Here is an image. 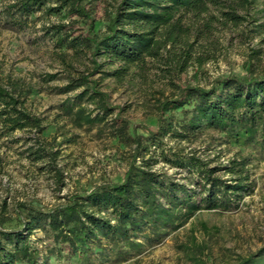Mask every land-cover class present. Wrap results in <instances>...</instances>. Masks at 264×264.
Listing matches in <instances>:
<instances>
[{
  "label": "rangeland",
  "instance_id": "obj_1",
  "mask_svg": "<svg viewBox=\"0 0 264 264\" xmlns=\"http://www.w3.org/2000/svg\"><path fill=\"white\" fill-rule=\"evenodd\" d=\"M13 1L0 0V85L15 90L41 129L0 124L1 244L12 248L2 233H26L30 214L122 181L131 162L140 167L148 160L151 171L200 192L195 169L163 158L178 152L198 157L226 183L236 176L230 169L242 170L247 190L232 197L228 210H196L179 227L146 228L116 245L95 240L73 256L47 227L34 228L29 244L39 251L38 264L44 256L48 264H264V140L238 129L204 127L185 139L158 130L159 122L176 129L191 116L193 99L160 108L183 88L207 90L221 79L264 71V0H194L156 27L122 19L113 28L136 33L139 42L151 38L131 59L95 55L88 40L108 32L120 0H82L87 16L58 0L8 15ZM82 78L89 83L79 86Z\"/></svg>",
  "mask_w": 264,
  "mask_h": 264
},
{
  "label": "trees",
  "instance_id": "obj_2",
  "mask_svg": "<svg viewBox=\"0 0 264 264\" xmlns=\"http://www.w3.org/2000/svg\"><path fill=\"white\" fill-rule=\"evenodd\" d=\"M46 1L48 0H14L5 10L8 15L17 13L22 16L34 8L41 7ZM58 1H61L69 12L88 15L80 6L82 0ZM192 1L194 0H120L108 32L88 40L94 44L95 55H100V51L103 50V53L110 57L131 59L139 48L150 45L151 38L144 41L140 39L142 42H139L136 33L130 35L117 27L113 28L115 23L128 19L137 27L141 23L156 27L158 22L175 13L179 6ZM96 66L99 67L98 64ZM88 83L87 78H82L78 85L85 86ZM183 91L174 99L162 102L160 108L165 111L180 107L187 102V98L193 99L195 104L191 116L176 129L172 124L162 126L159 122L160 134L185 139L190 134L196 135L204 127H211L226 129L231 133L238 129L249 138L255 139L260 136L261 140H264V71L256 75L250 72L243 78L227 77L219 80L218 86H212L207 90L186 87ZM90 93L97 94L92 89ZM85 121L89 122L92 119L86 118ZM0 124L9 131L41 129L40 119L26 110L24 100L13 88L8 89L2 85ZM137 146L138 140L135 147ZM135 149L133 148L134 152ZM163 158L176 167L195 169L203 183L200 192L189 190L165 175L151 171L148 160H143L140 167H134L131 162L122 181L102 185L84 195H72L65 205L48 212L38 211L30 214L26 223V233H2V237L13 246L8 249L0 241V264H16L20 261L38 264L39 251L29 244V235L34 228L47 227L53 242L65 245V249L73 256L89 250L95 240L106 239L116 245L137 238L146 228L157 231L161 228L179 227L182 221L191 217L196 210L215 208L228 210L234 201L233 198L239 199L242 195L240 193L248 188L244 183L248 176L241 174L242 170H238L237 174L230 169L231 174L236 173V176L233 183H226L213 176L214 168L208 167L192 154L172 152L163 155ZM196 197L199 198L194 200ZM177 205L183 206L185 210L183 211L181 207L175 210ZM158 234L160 232L154 233ZM261 251L264 253V248ZM48 258L44 256L39 264H48ZM262 259L260 263H263ZM239 264H256V261L247 259Z\"/></svg>",
  "mask_w": 264,
  "mask_h": 264
}]
</instances>
